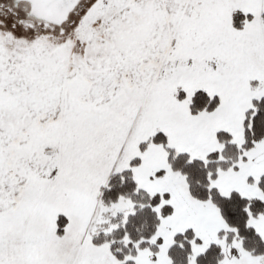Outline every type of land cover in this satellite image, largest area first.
<instances>
[{
    "label": "snow or ice",
    "instance_id": "obj_1",
    "mask_svg": "<svg viewBox=\"0 0 264 264\" xmlns=\"http://www.w3.org/2000/svg\"><path fill=\"white\" fill-rule=\"evenodd\" d=\"M0 264H264V0H0Z\"/></svg>",
    "mask_w": 264,
    "mask_h": 264
}]
</instances>
